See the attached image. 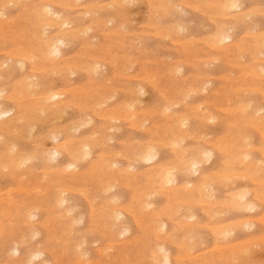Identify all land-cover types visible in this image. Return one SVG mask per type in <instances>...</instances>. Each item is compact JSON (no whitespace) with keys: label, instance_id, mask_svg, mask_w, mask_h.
<instances>
[{"label":"rangeland","instance_id":"rangeland-1","mask_svg":"<svg viewBox=\"0 0 264 264\" xmlns=\"http://www.w3.org/2000/svg\"><path fill=\"white\" fill-rule=\"evenodd\" d=\"M235 1L0 0V264H264V0Z\"/></svg>","mask_w":264,"mask_h":264},{"label":"bare ground","instance_id":"bare-ground-1","mask_svg":"<svg viewBox=\"0 0 264 264\" xmlns=\"http://www.w3.org/2000/svg\"><path fill=\"white\" fill-rule=\"evenodd\" d=\"M73 1V0H72ZM75 1V0H74ZM115 1V0H114ZM125 1V0H124ZM160 1V0H159ZM166 1H168V0H166ZM11 2V1H10ZM20 2V1H19ZM54 2V1H53ZM56 2H57V0H56ZM133 2V1H132ZM131 2V3H132ZM196 2V1H195ZM237 1H235V0H228V2L225 4V7H226V9H235V8H238V5H236L237 3H236ZM3 3V2H2ZM18 3V2H17ZM44 3V2H43ZM58 3V2H57ZM76 3V2H75ZM119 3V2H118ZM123 3V2H122ZM168 3H170V2H168ZM193 3V2H192ZM198 3V2H197ZM56 4V3H55ZM77 4V3H76ZM92 4V3H91ZM183 5H184V3H182ZM1 5V4H0ZM45 5V4H44ZM48 5V4H47ZM57 5V4H56ZM74 5V4H73ZM103 5V4H102ZM121 5V4H120ZM120 5H119V7H120ZM213 5V4H212ZM13 6H14V4H13ZM35 6V5H34ZM64 6V5H63ZM72 6V5H71ZM98 6H99V4H98ZM110 6V5H109ZM152 6V5H151ZM175 6V5H174ZM198 6V5H197ZM199 6H200V1H199ZM219 6H220V4H219ZM37 7V6H36ZM82 7V6H81ZM86 7H88V6H86ZM90 7V6H89ZM93 7V6H92ZM163 7H165V6H163ZM215 7V6H214ZM35 8V7H34ZM76 8V7H75ZM108 8H110V7H108ZM172 8V7H171ZM188 8V7H187ZM198 8V7H197ZM200 8V7H199ZM198 8V9H199ZM258 8V7H257ZM2 9V8H1ZM10 9V8H9ZM37 9H38V7H37ZM40 9V8H39ZM74 9V8H73ZM100 9V8H99ZM111 9V8H110ZM195 9V8H194ZM240 9V8H239ZM255 9H256V7H255ZM42 10H44V12L45 13H47V14H49V15H52L53 17H59L56 13H52L51 11H50V9H49V7L48 6H46V7H43V9ZM86 10V9H85ZM98 10V9H97ZM211 10V9H210ZM238 10V9H237ZM247 10V9H246ZM249 10V9H248ZM37 11V10H36ZM39 11V10H38ZM37 11V12H38ZM101 11H102V9H101ZM216 11V10H215ZM1 12V11H0ZM176 12V11H175ZM207 12V11H206ZM244 12V11H243ZM243 12H241V13H243ZM247 12V11H246ZM249 12H250V10H249ZM32 13V12H31ZM91 13V12H90ZM95 13V12H94ZM173 13V12H172ZM182 13H184V12H182ZM252 13V12H251ZM250 13V14H251ZM254 13V12H253ZM256 13V12H255ZM259 13V12H258ZM60 14V13H59ZM156 14V13H155ZM239 14V13H238ZM3 15V14H2ZM87 15V14H86ZM24 16V15H23ZM22 16V17H23ZM47 16V15H46ZM52 16H49V17H52ZM83 16V15H82ZM96 16V15H95ZM158 16H160V15H158ZM157 16V17H158ZM219 16H221V15H219ZM250 16V15H249ZM21 17V16H20ZM52 17V18H53ZM164 17V16H163ZM163 17H161V20H162V18ZM226 17V16H225ZM231 17V16H230ZM3 18V17H2ZM56 18V19H57ZM83 18V17H82ZM91 18V17H90ZM166 18H168V17H166ZM171 18V17H170ZM232 18V17H231ZM247 18V17H246ZM15 19V18H14ZM53 19H55V18H53ZM242 19V18H241ZM1 20V19H0ZM8 20V19H7ZM111 20V19H110ZM155 20V19H154ZM158 20V19H157ZM20 21V20H19ZM56 21H58V20H56ZM108 21V20H107ZM113 21H115V20H113ZM50 22V21H49ZM73 22V21H72ZM77 22V21H76ZM250 22V21H249ZM42 23V22H41ZM47 23V22H46ZM66 21H64V23L62 24V22L60 23L61 24V26L60 27H63V26H66ZM101 23V22H100ZM103 23V22H102ZM110 23V22H109ZM160 23V22H159ZM183 23V22H182ZM181 23V24H182ZM48 24V23H47ZM59 24V23H58ZM59 24V25H60ZM82 24H83V22H82ZM81 24V25H82ZM107 24V23H106ZM150 24V23H149ZM156 24V23H155ZM262 24V23H261ZM80 25V24H79ZM102 25V24H101ZM157 25V24H156ZM26 26V25H25ZM49 26H50V24H49ZM70 26V25H69ZM144 26H146V25H144ZM143 26V27H144ZM175 26V25H174ZM186 26V25H185ZM188 26V25H187ZM228 26V25H227ZM48 27V26H47ZM120 27V26H119ZM158 27V26H157ZM45 28H46V26H45ZM125 28V27H124ZM151 28V27H150ZM153 28V27H152ZM185 28V27H184ZM206 28V27H205ZM50 29V28H49ZM60 29V28H59ZM61 29H63V28H61ZM84 29V28H83ZM90 29V28H89ZM154 29V28H153ZM224 29V28H223ZM253 29V28H252ZM44 29H42V31H43ZM80 30H81V28H80ZM125 30V29H124ZM225 30V29H224ZM3 31V30H2ZM7 31V30H6ZM20 31V30H19ZM40 31V30H39ZM49 31V30H48ZM71 31V30H70ZM169 31V30H168ZM8 32V31H7ZM84 32H85V30H84ZM89 32V31H88ZM91 32V31H90ZM218 32V31H217ZM222 32H225V31H221V33ZM236 32V31H235ZM252 32V31H251ZM263 32V31H262ZM180 33V32H179ZM221 33H219L218 32V34H221ZM229 33V32H228ZM228 33H222L221 34V36L219 37L218 36V34L216 33V35L217 36H215V37H217L216 38V40H215V43L217 42L218 44H222V43H224V42H226V41H229V39H230V36H228ZM43 34V33H42ZM41 34V35H42ZM57 34V33H56ZM65 34V33H64ZM113 34H115V33H113ZM119 34V33H118ZM127 34V33H126ZM125 34V35H126ZM140 34V33H139ZM199 34V33H198ZM224 34V35H223ZM225 34H227V35H225ZM247 34V33H246ZM253 34V33H252ZM251 34V35H252ZM255 34V33H254ZM33 35V34H32ZM45 35V34H44ZM146 35V34H145ZM157 35V34H156ZM186 35V34H185ZM248 35V34H247ZM258 35V34H257ZM264 35V34H263ZM34 36V35H33ZM38 36H40V34H38ZM62 36V35H61ZM147 36V35H146ZM161 36V35H160ZM167 36V35H166ZM246 36V35H245ZM7 37H8V35H7ZM11 37V36H10ZM10 37H9V39H10ZM60 37V36H59ZM83 37H84V35H83ZM108 37V36H107ZM193 37V36H192ZM219 37V38H218ZM38 38H40V37H38ZM164 40V39H163ZM185 39H183V41H184ZM23 41V40H22ZM149 41V40H148ZM182 41V40H181ZM182 41V42H183ZM187 41V40H186ZM191 41H193V40H191ZM42 42H44V41H42ZM124 42V41H123ZM188 42V41H187ZM27 43V42H26ZM47 43V47H46V55L49 57V56H55V54H57V57H58V54L59 53H61V48H60V46L62 47V45L64 44L63 43V40L62 39H57V40H55V41H52V42H46ZM216 43V44H217ZM239 43V42H238ZM261 43V42H260ZM186 44V43H185ZM212 44H214V43H212ZM211 44V45H212ZM1 45V44H0ZM125 45V44H124ZM141 45V44H140ZM207 45V44H206ZM215 45V44H214ZM213 45V46H214ZM89 46H90V44H89ZM208 46V45H207ZM213 46H211V47H213ZM66 47H68V46H66ZM182 47V46H181ZM210 47V48H211ZM219 47V46H218ZM218 47H217V49H218ZM229 47H231V46H229ZM17 48V47H16ZM20 48V47H19ZM45 48V47H44ZM101 48V47H100ZM133 48V47H132ZM220 48V47H219ZM261 48V47H260ZM14 49V48H13ZM27 49V48H26ZM31 49V48H30ZM102 49V48H101ZM14 50H16V49H14ZM29 50V49H28ZM140 50V49H139ZM213 50H214V48H213ZM13 51V50H12ZM11 51V52H12ZM26 51V50H25ZM32 51V50H31ZM31 51H30V53H31ZM39 51V50H38ZM93 51V50H92ZM14 52V51H13ZM28 52V51H27ZM88 52V51H87ZM91 52V51H90ZM127 52H129V51H127ZM150 52V51H149ZM16 53V52H15ZM14 53V54H15ZM92 53V52H91ZM257 53V52H256ZM5 54V53H4ZM13 54V55H14ZM21 54V53H20ZM232 54V53H231ZM28 55V54H27ZM31 55V54H30ZM82 55H84V54H82ZM86 55V54H85ZM228 55V54H227ZM26 56V55H25ZM25 56H20L21 58H24ZM69 56V55H68ZM129 56V55H128ZM31 57V56H30ZM29 57V58H30ZM33 57H35V56H33ZM78 57V56H77ZM81 57V56H80ZM20 58V59H21ZM50 58V57H49ZM53 58H55V57H53ZM69 58V57H68ZM101 58V57H100ZM36 59V58H35ZM56 59V58H55ZM118 59V58H117ZM203 59V58H202ZM209 59V58H208ZM30 60V59H29ZM33 60V59H32ZM101 59H99L98 61H100ZM199 60V59H198ZM7 61V60H6ZM54 61V60H53ZM60 61V60H59ZM160 61V60H159ZM208 61V60H207ZM51 62V61H50ZM103 62V61H102ZM147 62V61H146ZM213 62V61H212ZM113 63V62H112ZM73 64V63H72ZM2 65V64H1ZM21 65V64H20ZM131 65V64H130ZM211 65V64H210ZM242 65V64H241ZM247 65V64H246ZM10 66V65H9ZM19 66V65H18ZM73 66V65H72ZM71 66V67H72ZM212 66V65H211ZM1 67V66H0ZM11 67V66H10ZM67 67V66H66ZM93 67V66H92ZM236 67V66H235ZM261 67V66H260ZM2 68V67H1ZM53 68V67H52ZM96 68H97V65H96ZM131 68V67H130ZM71 69V68H70ZM91 69V68H90ZM126 69V68H125ZM21 71H22V69H20ZM41 70V69H40ZM56 70V69H55ZM150 70V69H149ZM9 71V70H8ZM20 71V72H21ZM58 71V70H57ZM69 71V70H68ZM102 71V70H101ZM105 71V70H104ZM125 71H127V70H125ZM130 71V70H129ZM264 71V70H263ZM113 72H114V70H113ZM52 73V72H51ZM61 73H62V71H61ZM95 73V72H94ZM102 73H104V72H102ZM121 73H122V71H121ZM170 74V73H169ZM13 75V74H12ZM95 75V74H94ZM147 75V74H146ZM216 75V74H215ZM246 75V74H245ZM72 76V75H71ZM99 76V75H98ZM130 76V75H129ZM134 76V75H133ZM27 77V76H26ZM29 77H30V75H29ZM34 77V76H33ZM154 77V76H153ZM170 77V76H169ZM176 77V76H175ZM212 77V76H211ZM137 78V77H136ZM140 78V77H139ZM138 78V79H139ZM210 78V77H209ZM221 78V77H220ZM106 79V78H105ZM3 80V79H2ZM7 80V79H6ZM5 80V81H6ZM43 80H45V79H43ZM103 80V79H102ZM4 81V82H5ZM8 81V80H7ZM110 81V80H109ZM162 81V80H161ZM68 82V81H67ZM260 82V81H259ZM34 83V82H33ZM73 83V82H72ZM148 83V82H147ZM158 84V83H157ZM205 84H207V83H205ZM38 84H36V86H37ZM41 85V84H40ZM46 85V84H45ZM204 85V84H203ZM32 86V85H31ZM28 87V86H27ZM21 88V87H20ZM31 88V87H30ZM37 88H38V86H37ZM28 89V88H27ZM111 89V88H110ZM19 90V89H18ZM18 90H16L17 91V93H18ZM29 90V89H28ZM59 90V89H58ZM112 90V89H111ZM137 90V89H136ZM191 90V89H190ZM204 90V89H203ZM251 90H253V89H251ZM1 91V90H0ZM3 91V90H2ZM53 91V90H52ZM62 91V90H61ZM61 91H60V93H61ZM65 91V93H66V90H64ZM63 91V92H64ZM74 92V91H73ZM137 92V91H136ZM144 92V91H143ZM31 93V92H30ZM33 93V92H32ZM47 93V92H46ZM55 93V92H54ZM69 93V92H68ZM27 94V93H26ZM49 94V93H48ZM0 95H2V93H0ZM15 95V94H14ZM18 95V94H17ZM20 95V94H19ZM32 95V94H31ZM50 95V94H49ZM28 96V95H27ZM42 96V95H41ZM58 95L56 94V95H54V96H51L50 98L51 99H55L56 97H57ZM16 97V96H15ZM48 97V96H47ZM60 97V96H59ZM109 97V96H108ZM141 97H142V95H141ZM20 98V97H19ZM35 98H36V96H35ZM113 98V97H112ZM143 98H145V97H143ZM149 98V97H148ZM31 99H33V98H31ZM37 99V98H36ZM39 99V98H38ZM77 99V98H76ZM2 100V99H1ZM23 100V99H22ZM48 100V99H47ZM194 100V99H193ZM49 101V100H48ZM30 102V101H29ZM81 102V101H80ZM98 102V101H97ZM100 102V101H99ZM59 104V103H58ZM104 104V103H103ZM124 104V103H123ZM143 104V103H142ZM56 105V104H55ZM104 106V105H103ZM121 106V105H120ZM134 106V105H133ZM141 106V105H140ZM157 106V105H156ZM37 107V106H36ZM43 107V106H42ZM171 107V106H170ZM238 107H240V106H238ZM11 108V107H10ZM174 108V107H173ZM55 109V108H54ZM10 110H12V109H10ZM128 110V109H127ZM163 110H165V109H163ZM198 110V109H197ZM167 111V110H166ZM42 112V111H41ZM40 112V113H41ZM70 112V111H69ZM241 112H243V111H241ZM104 113V112H103ZM133 113V112H132ZM8 114H9V112H8ZM131 114V113H130ZM243 114H244V112H243ZM2 115H6L5 114V112H0V116H2ZM64 116H66L65 114H63ZM234 115H236V114H234ZM28 116V115H27ZM42 116V115H41ZM132 116V115H131ZM2 117H4L5 118V116H2ZM18 117V116H17ZM39 117V116H38ZM63 117V116H62ZM119 117V116H118ZM132 117H134V116H132ZM86 118V117H85ZM121 118V117H120ZM131 118V117H130ZM256 118V117H255ZM39 119V118H38ZM119 119V118H118ZM129 119V118H128ZM263 119V118H262ZM50 120V119H49ZM183 120V119H182ZM54 121V120H53ZM86 121H88V120H86ZM131 121V120H130ZM185 121V120H184ZM209 121V120H208ZM258 121V120H257ZM9 122V121H8ZM20 122H21V120H20ZM140 122V121H139ZM180 122H182V121H180ZM264 122V121H263ZM54 123V122H53ZM75 123V122H74ZM78 123V122H77ZM81 123V122H80ZM91 123V122H90ZM107 123H109V122H107ZM49 124V123H48ZM47 124V125H48ZM79 124V123H78ZM82 124V123H81ZM145 124H146V122H145ZM86 125H87V123H86ZM108 125V124H107ZM182 126L184 125V123L183 124H181ZM238 125V124H237ZM84 126V125H83ZM185 126V125H184ZM183 126V127H184ZM264 126V125H263ZM87 127V126H86ZM108 127V126H107ZM214 127V126H213ZM54 128V127H53ZM52 128V129H53ZM79 128V127H78ZM81 128H82V126H81ZM84 128V127H83ZM133 128V127H132ZM135 128V127H134ZM140 128V127H139ZM30 129V128H29ZM33 129H34V127H33ZM56 129V128H55ZM257 129V128H256ZM260 129V128H259ZM25 130V129H24ZM57 130H59V129H57ZM65 130V129H64ZM3 131V130H2ZM26 131V130H25ZM53 131V130H52ZM71 131V130H70ZM166 131V130H165ZM79 132V131H78ZM15 133V132H14ZM23 133V132H22ZM31 133V132H30ZM94 133V132H93ZM231 133V132H230ZM16 134H17V132H16ZM24 134V133H23ZM33 134V133H32ZM76 134H77V132H76ZM108 134V133H107ZM110 134V133H109ZM71 135V134H70ZM208 135V134H207ZM262 135V134H261ZM260 135V136H261ZM72 136V135H71ZM203 136V135H202ZM232 136V135H231ZM25 137H26V135H25ZM24 137V138H25ZM31 137V136H30ZM51 137V136H50ZM49 137V138H50ZM187 137H190V134L187 136ZM226 137H228V136H226ZM26 138H28V137H26ZM90 138V137H89ZM194 138V137H193ZM52 139H54V138H52ZM100 139V138H99ZM140 139V138H139ZM227 139V138H226ZM51 140V139H50ZM137 140V139H136ZM177 140V139H176ZM228 140V139H227ZM102 141V140H101ZM100 141V142H101ZM106 141V140H105ZM104 141V142H105ZM245 141V140H244ZM25 142V141H24ZM59 142V141H58ZM69 142V141H68ZM223 142V141H222ZM75 143V142H74ZM106 143V142H105ZM152 143V142H151ZM172 143V142H171ZM1 144V143H0ZM62 144V143H61ZM64 144V143H63ZM153 144V143H152ZM151 144V145H152ZM173 144V143H172ZM181 144V143H180ZM215 144V143H214ZM56 145V144H55ZM54 145V146H55ZM101 145V144H100ZM175 145V144H174ZM208 145V144H207ZM57 146V145H56ZM64 146V145H63ZM62 146V147H63ZM84 146V145H83ZM102 146V145H101ZM150 146V145H149ZM148 146V147H149ZM249 146V145H248ZM13 147V146H12ZM37 147V146H36ZM53 147V146H52ZM59 147V146H58ZM175 147V146H174ZM14 148H15V146H14ZM41 148H43V147H41ZM64 148V147H63ZM97 148H98V146H97ZM47 149V148H46ZM66 149V148H65ZM82 149V148H81ZM155 149V148H154ZM16 150V149H15ZM53 150V149H52ZM152 150H153V148H152ZM179 150H181V149H179ZM18 151V150H17ZM81 150H79V152H80ZM148 150H146V152H147ZM177 151V150H176ZM183 151V150H182ZM204 151V150H203ZM219 151V150H218ZM144 152V151H143ZM209 152V151H208ZM49 153V152H48ZM55 153H56V151H55ZM81 153V152H80ZM185 153V152H184ZM202 153V152H201ZM230 153V152H229ZM250 153V152H249ZM81 154H84V155H87L88 156V154H89V147L88 146H84L83 147V152L81 153ZM101 154V153H100ZM104 154V153H103ZM144 154V153H143ZM176 154H178L177 152H176ZM204 154V153H203ZM17 155V154H16ZM61 155V154H60ZM112 155V154H111ZM116 155V154H115ZM149 155V154H148ZM152 155V157L154 158V156H155V154H154V156H153V154H151ZM151 155H150V157H151ZM204 155H206V154H204ZM211 155V154H210ZM24 156V155H23ZM59 157V156H58ZM114 157V156H113ZM118 157V156H117ZM144 157H145V155H144ZM30 158V157H29ZM34 158V157H33ZM210 158V157H209ZM51 159V158H50ZM57 159V158H56ZM103 159V158H102ZM115 159V158H114ZM148 158H146L145 160H147ZM28 160V159H27ZM48 160H49V158H48ZM153 160V159H152ZM179 160V159H178ZM188 160V159H187ZM247 160V159H246ZM21 161V163H23L22 162V160H20ZM76 161V160H75ZM83 161V160H82ZM108 161V160H107ZM184 161V160H183ZM192 161H193V159H192ZM242 161V160H241ZM24 162H25V160H24ZM65 162V161H64ZM99 162V161H98ZM146 162V161H145ZM186 162H188V161H186ZM199 162V161H198ZM198 162H189L188 164H190L192 167H190L191 169L192 168H194L195 169V171L196 172H199V170L197 169V166H198ZM246 162V161H245ZM255 162V161H254ZM50 163V162H49ZM28 164H29V162H28ZM54 164H56L57 165V163H54ZM74 164H76V162L74 163ZM115 164V163H114ZM205 164V163H204ZM15 165H16V163H15ZM14 165V166H15ZM26 165V164H25ZM49 165V164H48ZM53 165V164H52ZM55 165V166H56ZM245 165H246V163H245ZM11 166V165H10ZM54 166V165H53ZM47 167V166H46ZM74 168V166L72 165V164H70V165H68V168ZM128 167V166H127ZM129 167H131V165L129 166ZM135 167V166H134ZM201 167V166H200ZM199 167V168H200ZM252 167H253V165H252ZM9 168V167H8ZM20 168V167H19ZM23 168V167H22ZM34 168V167H33ZM76 168V167H75ZM79 168V167H78ZM207 168V167H206ZM257 168V167H256ZM16 169V168H15ZM48 169V168H47ZM51 169V168H50ZM251 169V168H250ZM253 169V168H252ZM30 170V169H29ZM221 170V169H220ZM17 171V170H16ZM186 171H188L189 172V170H187L186 169ZM192 172H193V170H191ZM190 171V172H191ZM194 171V172H195ZM262 171V170H261ZM43 172H45V169H44V171ZM48 172V171H47ZM46 172V173H47ZM50 172V171H49ZM187 172V173H188ZM189 172V173H190ZM195 172V173H196ZM257 173V172H256ZM26 174V173H25ZM28 174V173H27ZM26 174V175H27ZM80 174V173H79ZM153 174V173H152ZM227 174V173H226ZM229 174V173H228ZM232 174H235V173H232ZM237 174H239V173H237ZM247 174V173H246ZM250 174V173H249ZM242 174H240V176H241ZM248 175V174H247ZM247 175H245V176H247ZM51 176V175H50ZM49 176V177H50ZM160 176V180H161V184L162 185H169V184H173V183H175V181H176V178H174L173 177V175H172V173H171V171H170V168H168V170H164V171H161V173L158 175V177ZM233 176V175H232ZM238 176V175H237ZM243 176V175H242ZM251 176H252V174H251ZM44 177H46V176H44ZM43 177V178H44ZM234 177V176H233ZM232 177V178H233ZM236 177V176H235ZM259 177V176H258ZM48 180V179H47ZM46 180V181H47ZM5 181H6V179H5ZM43 181V180H42ZM41 181V182H42ZM262 181V180H261ZM60 182V181H59ZM186 182V181H185ZM251 182V181H250ZM252 182H253V180H252ZM255 182V181H254ZM62 183V182H61ZM234 183V182H233ZM233 183H231V184H233ZM208 184H206V186H207ZM214 185V184H213ZM228 185H230V184H228ZM74 186V185H73ZM184 186V185H183ZM182 186V187H183ZM204 186H205V184H204ZM133 187V186H132ZM202 187V186H201ZM228 187V186H227ZM70 188V187H69ZM111 188V187H110ZM116 188V187H115ZM9 189V188H8ZM10 189H12L11 187H10ZM65 189V188H64ZM75 189V188H74ZM226 189V188H225ZM49 190V189H48ZM47 190V191H48ZM161 190H163V189H161ZM11 191V190H10ZM16 191V190H15ZM39 191V190H38ZM45 191V190H44ZM77 190H75V192H76ZM81 191H83V190H81ZM105 191H106V189H105ZM202 191V190H201ZM239 191V190H238ZM3 192V191H2ZM6 192H8V191H6ZM74 192V191H73ZM111 192V191H110ZM1 193V192H0ZM5 193V192H4ZM9 193H11V192H9ZM84 192H82L81 194H83ZM204 193V192H203ZM213 193V192H212ZM234 193V192H233ZM8 194V193H7ZM50 194V193H49ZM103 194V193H102ZM231 194V193H230ZM262 194V193H261ZM70 195V194H69ZM92 195V194H91ZM234 195H236V194H234ZM264 195V194H263ZM214 196V195H213ZM241 196V195H240ZM262 195H259V197H261ZM17 197V196H16ZM60 197V196H59ZM155 197V196H154ZM239 197V196H238ZM37 198V197H36ZM92 198V197H91ZM114 198V197H113ZM153 198V197H152ZM243 198H245V197H241V199H243ZM100 199V198H99ZM92 200V199H91ZM236 201V200H235ZM62 202H65V200L63 201L62 200ZM68 202V201H67ZM147 202V201H146ZM144 203V202H143ZM189 203V202H188ZM196 203V202H195ZM245 203V202H244ZM62 204V203H61ZM67 204V203H66ZM146 204H148V203H146ZM190 204V203H189ZM197 204V203H196ZM239 205V204H238ZM241 206V205H240ZM243 206H244V204H243ZM242 206V207H243ZM76 207V206H75ZM244 207H247V204L244 206ZM253 208V206H250L249 207V209L251 210ZM49 209V208H48ZM126 209V208H125ZM242 209V208H241ZM17 210H19V209H17ZM67 210V209H66ZM77 210V209H76ZM213 210V209H212ZM229 210V209H228ZM236 210H238V209H236ZM248 210V209H247ZM47 212V211H46ZM71 212V211H70ZM222 212V211H221ZM97 213V212H96ZM33 214V213H32ZM69 214V213H68ZM71 214H72V212H71ZM212 214V213H211ZM4 215H5V213H4ZM31 215V214H30ZM92 215V214H91ZM114 215V214H113ZM120 213H117V218L118 217H120ZM187 215H189V214H187ZM186 215V216H187ZM192 215H194V214H192ZM81 216V215H80ZM210 216V215H209ZM219 216V215H218ZM3 217H5V216H3ZM26 217V216H25ZM68 217V216H67ZM192 217V216H191ZM190 217V218H191ZM264 217V216H263ZM36 218V217H35ZM78 218V217H77ZM182 218H184V216L182 217ZM257 218V217H256ZM32 219H33V217H32ZM54 219H55V217H54ZM97 219V218H96ZM263 219V218H262ZM56 220V219H55ZM66 220H68V219H66ZM78 220V219H77ZM256 220V219H255ZM80 221V220H79ZM104 221V220H103ZM110 221V220H109ZM115 221V220H114ZM260 221H261V219H260ZM111 222V221H110ZM54 223H56V222H54ZM74 223V222H73ZM79 223V222H78ZM148 223H149V221H148ZM156 223V222H155ZM162 223V222H161ZM261 223H262V221H261ZM33 224V223H32ZM38 224V223H37ZM49 224V223H48ZM164 224V223H163ZM162 224V225H163ZM234 224V223H233ZM264 224V223H263ZM1 225V224H0ZM24 225H26V224H24ZM69 225V224H68ZM71 225V224H70ZM119 225V224H118ZM48 226V225H47ZM120 226H122V225H120ZM126 226V225H125ZM204 226V225H203ZM207 226V225H206ZM53 227V226H52ZM63 227V226H62ZM102 227V226H101ZM202 227V226H201ZM214 227H217V226H214ZM56 228V227H55ZM69 228V227H68ZM77 228V227H76ZM209 228V227H208ZM120 229V228H119ZM48 230V229H47ZM50 230V229H49ZM71 230H72V228H71ZM123 230V229H122ZM151 230H152V228H151ZM160 230V229H159ZM35 232V231H34ZM50 232V231H49ZM120 232H122V231H120ZM125 232V231H124ZM127 234V233H126ZM31 235V234H30ZM37 235H38V233H37ZM69 235V234H68ZM125 235V234H124ZM144 235V234H143ZM229 235V234H228ZM117 236V235H116ZM188 236V235H187ZM31 237V236H30ZM48 237H50V236H48ZM189 237V236H188ZM64 238V237H63ZM121 238V237H120ZM262 238V237H261ZM23 239V238H22ZM80 239V238H79ZM82 239V238H81ZM263 239H264V237H263ZM21 240V239H20ZM25 240V239H24ZM34 240V239H33ZM32 240V241H33ZM58 240H60V239H58ZM84 240V239H83ZM186 240V239H185ZM193 240V239H192ZM208 240V239H207ZM29 241V240H28ZM226 241V240H225ZM30 242V241H29ZM200 242H201V239H200ZM238 242V241H237ZM83 243V242H82ZM247 243V242H246ZM85 244V243H84ZM142 244V243H141ZM235 244H237V243H235ZM202 245V244H201ZM204 246V245H203ZM207 246V245H206ZM228 246H229V244H228ZM19 246L17 245V248H18ZM163 247V246H162ZM225 247V246H224ZM227 247V246H226ZM230 247V246H229ZM228 247V248H229ZM12 248H14V247H12ZM11 248V249H12ZM60 248V247H59ZM112 248V247H111ZM212 248V247H211ZM216 248H218V247H216ZM220 248V247H219ZM236 248H238V247H236ZM245 248V247H244ZM158 249H159V247H158ZM162 249L163 248H161V251H162ZM165 249V248H164ZM189 249V248H188ZM209 250H211V249H209ZM241 250V249H240ZM16 251H18L17 249H16ZM11 252V251H10ZM88 252V251H87ZM140 252V251H139ZM205 252V251H204ZM245 252V251H244ZM19 253V252H18ZM53 253V252H52ZM165 253V255H163V264H169L170 262H171V259H170V255H167V252H164ZM206 253V252H205ZM240 253V252H239ZM10 254V253H9ZM40 253H38V255H39ZM55 254V253H54ZM57 254V253H56ZM108 254V253H107ZM235 254V253H234ZM244 254H246V253H244ZM36 255H37V253H36ZM138 255H139V253H138ZM30 256V255H29ZM161 256V255H160ZM247 256V255H246ZM32 257V259H35L34 258V256H31ZM31 257H30V259L29 260H32L31 259ZM191 257H193V256H191ZM196 257V256H195ZM222 257H223V255H222ZM229 257H230V255H229ZM38 259H40L39 258V256H38ZM81 259H82V257H81ZM129 259V258H128ZM35 260H37V259H35ZM79 260V259H78ZM122 260H125V259H122ZM135 260V259H134ZM194 260V259H193ZM80 261V260H79ZM90 261V260H89ZM189 261H190V259H189ZM223 261V260H222ZM232 261H234V260H232ZM91 262V261H90ZM159 263H161V262H159ZM232 263V262H231ZM60 264V263H59ZM125 264V263H124ZM225 264V263H224Z\"/></svg>","mask_w":264,"mask_h":264}]
</instances>
